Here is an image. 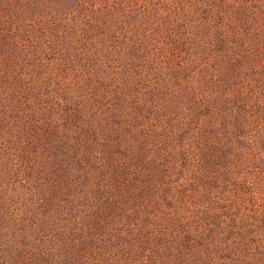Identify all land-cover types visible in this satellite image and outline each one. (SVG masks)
<instances>
[{
	"label": "rangeland",
	"instance_id": "obj_1",
	"mask_svg": "<svg viewBox=\"0 0 264 264\" xmlns=\"http://www.w3.org/2000/svg\"><path fill=\"white\" fill-rule=\"evenodd\" d=\"M224 1L0 0V264H156L142 225L153 227L148 236L171 227V239L221 242L234 205L264 225V33L248 28L254 56L224 74L236 67L226 52L243 43L233 28L223 38L213 27ZM248 2L264 10V0ZM156 69L165 81L174 74V86L189 77L188 93L200 89L181 115L246 105L247 134L229 139L240 157L202 150L200 122L168 126L171 98L153 89ZM104 137L105 155L96 142ZM153 152L162 172L150 171ZM222 221L224 231L214 227ZM181 242L172 249H185Z\"/></svg>",
	"mask_w": 264,
	"mask_h": 264
},
{
	"label": "trees",
	"instance_id": "obj_2",
	"mask_svg": "<svg viewBox=\"0 0 264 264\" xmlns=\"http://www.w3.org/2000/svg\"><path fill=\"white\" fill-rule=\"evenodd\" d=\"M241 3L237 2V0L233 1H227L225 0L223 3H218L215 6L214 11H216L218 17H221L220 19L223 20V23L221 25H213L215 30L222 34L225 35L223 38H226L229 34L227 33V28H233L232 29V34L236 36V38H239L243 41L239 45H231V49L226 52L228 55V58H230L232 61H235L236 67L225 69L224 74L230 75L231 73H236L239 71V68L241 67V70L245 67L242 66V59L249 60L250 57L254 56L252 53V43L248 42L250 39L251 35L249 34V29L254 23L257 24L255 33L256 35L260 34L261 32L264 33V21L262 17H264V10H260L259 12L257 10H252L250 9L251 4H249L248 0H245V5H240ZM261 14V15H260ZM251 16L256 18V22L251 19ZM226 19V20H225ZM261 19V21H260ZM244 26V27H242ZM244 28V31H240ZM264 42V40H263ZM237 46V49H233ZM237 50V51H236ZM264 56V52L262 51L261 57ZM238 62V64H237ZM259 64H261L259 62ZM257 64L254 63V68H256ZM185 68L184 66H181L180 69ZM253 69V68H252ZM157 70V69H156ZM155 73L158 76L159 81H155L153 85V89L158 93H161L162 95L166 96L169 99L168 103V115H167V124L168 126H171L172 128L174 126L180 127L179 124L181 125V130L184 129V127L187 126V129L191 127L189 124L193 123H198L200 122V126L198 130L195 133L196 137H205L208 139V141L205 144V147L202 150L207 151H212L215 150V153L219 155L222 159L226 160V162H230L232 158H237L240 157L239 153H237V150L235 148V143L233 141H229V139H233L236 136H245V131H246V124L243 125V119L246 120V113L248 112L246 110V105L239 106L236 109H233L231 107L230 111L228 108L225 110L221 111V113L217 114L213 110L208 113L205 117L204 113L203 115L200 114H186V115H181V112L185 107L190 108L191 106H188L189 103H196L199 100V93L200 89L196 88L193 93H188L187 90H185L186 87L189 85V77H186L183 79V85H176L174 86L173 84H176L171 78L174 74L171 72L168 75V79L165 81L162 79L164 76L163 70H157ZM118 74V73H117ZM141 75L140 78H146L147 81L150 82L149 78L150 75L144 74ZM119 74L115 78L114 82L116 83V86L119 87L121 82L118 79ZM167 77V75H166ZM118 79V80H117ZM127 82L130 83L128 77H126ZM254 82V81H253ZM152 84V82H150ZM253 84V83H251ZM259 85V83H258ZM178 86V87H177ZM257 87V86H253ZM260 88V87H259ZM249 90V89H248ZM262 91V90H260ZM248 92V91H247ZM252 94H259V90H250ZM264 92V91H262ZM120 94H123V92H119ZM178 95V97H177ZM124 96L125 93H124ZM220 98V95L214 96L215 100H218ZM225 99V97H224ZM228 104H230L228 99H225ZM219 102V101H217ZM243 102V100H242ZM176 103L180 104V108L177 109ZM146 102H138V108L134 112L135 116H140L144 117L145 113V105ZM124 110V109H123ZM180 114V115H179ZM252 115V114H251ZM207 118V119H204ZM186 122H183L185 121ZM188 120H191L190 122ZM194 120V122H192ZM205 120V121H204ZM208 120H213L214 123L212 125H203L202 123ZM219 120V122H218ZM221 124V128L218 130V126ZM258 124L260 122L258 121ZM189 126V127H188ZM206 130H209V134L205 132ZM202 131H204L202 133ZM241 132V134H238V132ZM170 133L169 128H168V133ZM206 133V135H204ZM203 134V135H202ZM154 136V135H153ZM225 138H222V137ZM151 137V136H149ZM211 138H214L211 140ZM117 141V139L115 138ZM113 142L115 145V149L121 148V144L118 142ZM198 141V140H197ZM97 144L101 148V151H99L101 154L105 155L107 150H109V147L107 146V139L104 138H99L97 141ZM185 143H178L176 146H179L180 148H184ZM159 145L158 149H156V152L158 154V157H164L163 153L165 148L161 147ZM193 145H190V148H192ZM232 149L234 150L236 155L232 154ZM191 150V149H190ZM167 151V150H166ZM156 152H153V155H151L150 159L148 160V163L151 166V172H162L160 168V164H156L155 166V161H154V155H156ZM168 152V151H167ZM174 152V151H173ZM173 152L170 154L171 157H173V160L175 159ZM241 152V151H240ZM238 154V155H237ZM241 154V153H240ZM233 161V160H232ZM239 163V159H237L235 162H233V166ZM163 164V163H162ZM154 165V166H152ZM240 166L238 165L237 170H239ZM162 174V173H161ZM228 174V171L227 173ZM165 177V175H161ZM169 176L166 177V179ZM147 178L151 182L152 179L155 178L154 175H147ZM162 178V177H161ZM170 178V177H169ZM171 178H173L171 176ZM155 182H157L155 180ZM166 186V185H162ZM168 187V186H166ZM185 188V186H184ZM148 188H145V190ZM232 194L233 196H236V191L235 190H230V195ZM235 203V202H234ZM240 203H237V205ZM238 209L240 207H236L234 205V210L229 207L228 211L231 210L233 217L231 220L234 223V226H230V230H226L230 237H227L224 241L221 242H209L206 244H202L198 242L196 239H193V237H179L178 238H172L171 234H169V230L171 227L164 228L163 230H160L158 234H152L148 236L150 233L153 232V227H148L147 225H142L140 229H138V233L141 234L145 232L148 234L147 237L148 239L146 240V243L148 245H153L154 249H150L151 255L153 254L158 255L159 258H155L156 264H264V225L260 223L258 219L255 218V220L259 223H253L249 222L246 219H243L242 216L238 215ZM200 210H198L199 212ZM131 216V215H129ZM153 226V225H152ZM186 226H190L186 221H184V225L181 226V229H187ZM214 227H217L221 230L224 231V229L227 228V223L225 221H222V223H218L214 225ZM145 228V229H143ZM173 231V229H172ZM213 232V230H211ZM137 232L135 231L134 234ZM217 236V234H216ZM186 239L187 244L185 249L181 250H176L172 249V246H175L178 243H182L181 240ZM151 240H154L155 245L151 242ZM135 241L137 239L135 238ZM138 242V241H137ZM217 247H221L220 252L216 251L215 249Z\"/></svg>",
	"mask_w": 264,
	"mask_h": 264
}]
</instances>
